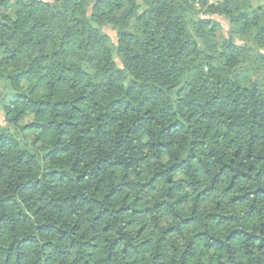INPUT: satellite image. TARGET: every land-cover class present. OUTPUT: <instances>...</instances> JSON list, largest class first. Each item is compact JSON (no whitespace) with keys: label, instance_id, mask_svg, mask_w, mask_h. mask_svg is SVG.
<instances>
[{"label":"trees","instance_id":"trees-1","mask_svg":"<svg viewBox=\"0 0 264 264\" xmlns=\"http://www.w3.org/2000/svg\"><path fill=\"white\" fill-rule=\"evenodd\" d=\"M0 264H264V0H0Z\"/></svg>","mask_w":264,"mask_h":264},{"label":"rangeland","instance_id":"rangeland-1","mask_svg":"<svg viewBox=\"0 0 264 264\" xmlns=\"http://www.w3.org/2000/svg\"><path fill=\"white\" fill-rule=\"evenodd\" d=\"M108 33H109V35H110L113 39H115L116 34H115L114 32H112V31H108ZM2 120H3V119H2Z\"/></svg>","mask_w":264,"mask_h":264}]
</instances>
